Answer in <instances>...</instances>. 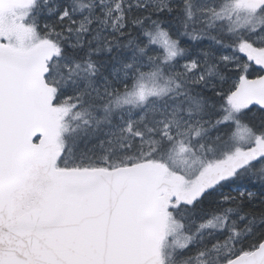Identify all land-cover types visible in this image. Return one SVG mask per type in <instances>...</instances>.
I'll list each match as a JSON object with an SVG mask.
<instances>
[{
  "label": "snow or ice",
  "instance_id": "snow-or-ice-1",
  "mask_svg": "<svg viewBox=\"0 0 264 264\" xmlns=\"http://www.w3.org/2000/svg\"><path fill=\"white\" fill-rule=\"evenodd\" d=\"M0 264H264V0H0Z\"/></svg>",
  "mask_w": 264,
  "mask_h": 264
}]
</instances>
